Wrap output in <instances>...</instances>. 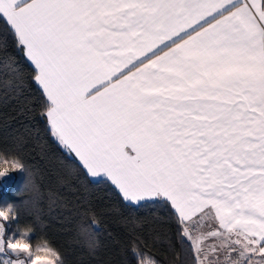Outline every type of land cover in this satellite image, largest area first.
<instances>
[{
	"label": "snow or ice",
	"instance_id": "snow-or-ice-1",
	"mask_svg": "<svg viewBox=\"0 0 264 264\" xmlns=\"http://www.w3.org/2000/svg\"><path fill=\"white\" fill-rule=\"evenodd\" d=\"M0 101L33 125L0 150V264H66L22 226L46 198L28 139L63 153L90 253L103 191L125 224L174 226L179 264H264V0H0Z\"/></svg>",
	"mask_w": 264,
	"mask_h": 264
},
{
	"label": "trees",
	"instance_id": "trees-1",
	"mask_svg": "<svg viewBox=\"0 0 264 264\" xmlns=\"http://www.w3.org/2000/svg\"><path fill=\"white\" fill-rule=\"evenodd\" d=\"M29 127L33 125L18 115L14 102L0 101V150L13 148L14 137L25 134ZM62 155L54 147L47 154H42L36 142L28 139L24 157L33 167L35 182L46 198L34 212L25 214L22 211V226H32L38 235L51 241L64 254L66 264H136L131 254L133 244L157 264H179L176 254L181 253V248L176 241L174 226L147 213L139 218L136 225L125 224L113 211L115 198L103 191H95L91 195L92 204L100 215L101 231L99 247L94 254L90 253L84 241L78 238L75 196L57 183ZM49 194L52 199L47 198ZM7 195L9 202L16 203L23 210V202L29 199V195L23 190L19 176L12 181ZM53 200L57 202L53 203Z\"/></svg>",
	"mask_w": 264,
	"mask_h": 264
},
{
	"label": "rangeland",
	"instance_id": "rangeland-1",
	"mask_svg": "<svg viewBox=\"0 0 264 264\" xmlns=\"http://www.w3.org/2000/svg\"><path fill=\"white\" fill-rule=\"evenodd\" d=\"M146 264H147V261H146Z\"/></svg>",
	"mask_w": 264,
	"mask_h": 264
}]
</instances>
